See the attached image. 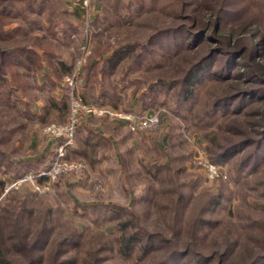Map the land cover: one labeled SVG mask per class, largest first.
I'll return each mask as SVG.
<instances>
[{"label":"rangeland","instance_id":"rangeland-1","mask_svg":"<svg viewBox=\"0 0 264 264\" xmlns=\"http://www.w3.org/2000/svg\"><path fill=\"white\" fill-rule=\"evenodd\" d=\"M79 1L0 0V48L8 53L0 57V226L9 257L25 264H195L166 245L143 260L141 251L124 261L116 250L120 220L173 238L180 211L185 241L194 223L209 222L196 233L204 264H264V0H177L185 3L181 13L163 0H91L88 9ZM222 2L230 7L221 33L208 44L191 40L184 25L196 3L204 11ZM239 33L246 51L219 45ZM86 42L91 54L77 68ZM128 45L134 58L142 56L139 65L128 59L107 72L106 58ZM22 49L34 51V63ZM202 63L208 70L186 98L182 79ZM73 74L84 100L159 112L162 120L139 133L118 120L84 121L66 153L84 167L52 180L39 173L53 166L63 141L49 129L68 124L65 80ZM226 149L234 151L221 158ZM213 249L219 254L209 263Z\"/></svg>","mask_w":264,"mask_h":264},{"label":"trees","instance_id":"trees-1","mask_svg":"<svg viewBox=\"0 0 264 264\" xmlns=\"http://www.w3.org/2000/svg\"><path fill=\"white\" fill-rule=\"evenodd\" d=\"M163 2H165L163 7H165V8L167 6L172 7L173 10H178V12H180V13L185 8V5H184L185 3H183L182 1H180V3H177V0H165V1L163 0ZM225 2H226V0H225ZM229 3H230V1H229ZM203 5H205V4L196 3L197 10L194 11L192 16H189V18H185L186 20H190V24L184 25V30L188 29L191 31L190 32L191 33V40H194V39L197 40V39H199V37H203V40L198 43L201 45L206 40L208 41L207 44L209 43V40L211 39V37H210L211 34L212 35H216V34L218 35L221 33V30H222V28H224V25H225L224 23L226 21L225 15L227 14V10H228L227 8L230 7L229 4L227 5V3L222 2V4H220V6H221L220 8L207 7L204 11H202V8H204ZM79 11H80V9L75 7V12H76L77 16L81 15L79 13ZM115 15H117V14H115ZM103 18L106 20L105 16ZM103 18H101V19L103 20ZM177 19H179V14L177 16ZM62 33L65 36L69 35L65 31H63ZM237 36L232 34L227 39H224V40L221 39L222 42L220 41L219 45L224 46L223 49H226V51L228 53H229V49L235 50V49H238V47L242 48V50L238 51L236 53H242V52L246 51L247 43H245L243 40V34L239 33ZM218 51H220V50H218ZM18 53H20V56L24 55L28 62L34 63V61L32 59V57L34 55V51H32L31 49H22V50L18 51ZM45 53L49 54V51L45 50ZM134 54H135V50H134V46H132V45L120 46V47L116 48L108 56V58H106L105 63H104L105 64V70L109 73H114L121 66V64L128 59L137 60L135 65H139V61H141L142 56L138 55L134 58V56H133ZM7 55H8L7 50L0 48V57L3 56V58H5ZM54 57H55V55H54ZM54 57H53V59H54ZM233 59H235V57H233ZM55 60L58 61L57 64L60 66L61 70L64 73H66V74L71 73V71H72L71 65H69L64 60H59V59H55ZM19 64H23V62H21ZM23 67H25V66L23 65ZM207 70H208L207 64H203V63L198 64L195 67L193 66L192 68L187 70L185 76L182 79L183 92H184L186 98H192L193 97V93H194L196 86H198V84L202 83V79L199 78V75L200 74L205 75L204 73H206ZM3 74L4 73L0 69V80L2 79ZM96 102L99 104H107L108 105V103H106L102 100L96 101ZM68 105H69V98H68ZM53 107H57L56 104H54ZM113 107L120 109L116 105H113ZM66 109H67V106H66ZM68 110H69V106H68ZM81 129H83V126H81L77 130V132L80 131ZM99 136L103 137L101 135H99ZM90 141H88V138H85L84 144L92 146L90 144ZM233 151H234V149L233 150L228 149L225 153H222L220 155V157L221 158H227L233 153ZM154 198L150 201L151 203H153L155 201ZM182 201H184V195L183 194H181L178 197V203H182ZM178 207L180 208L181 205L178 204ZM179 213H180V211L179 212L176 211L175 222H174L175 227L173 229V235H174L173 238H168L165 235V233L160 232V231L148 232V231H145L144 229H142L140 227L137 228V226L132 225L131 221H124L125 219L120 220L119 225H117V226L121 232V235L117 240L118 246L116 248L119 257L124 261L125 260H131L134 258L135 255H137V251H141L143 258L140 257V259L143 260L144 257L148 259V257L150 255L155 253V247L156 246L162 245L160 247L163 248L164 245H166L170 248V250H173L175 253L182 251V253H180L179 255L176 256L177 258L179 256H184V257L192 256V261L195 264L206 263V260L204 258L205 255L202 254V251H200L201 249H199L198 247L197 248L199 250H197V248L195 247V243H196V239H197L196 233L200 232L202 228L205 229L206 224H209V222L206 220H204V221L199 220L198 224L194 223L191 227V229H192L191 239L185 241L181 237V234L185 231L181 227L182 220L180 221V219L178 218V216L180 215ZM131 216L132 215H130V217ZM181 216L183 217L182 210H181ZM6 248H7V246L5 245V242L3 240L2 230H1V226H0V264H25L24 262L16 261V260L10 258L9 257V251ZM218 254L219 253L213 249L212 254H210L213 258L212 257L209 258L210 259L209 263H212V261H214L216 259L215 256L216 255L218 256ZM205 257H208V256H205ZM221 259L224 262L225 257L223 256ZM30 264H34V262L30 261ZM68 264H77V262H75V260L70 261V259H69Z\"/></svg>","mask_w":264,"mask_h":264},{"label":"built area","instance_id":"built-area-1","mask_svg":"<svg viewBox=\"0 0 264 264\" xmlns=\"http://www.w3.org/2000/svg\"><path fill=\"white\" fill-rule=\"evenodd\" d=\"M91 0H81L83 8H89ZM91 29H88L90 32ZM84 53L82 59H80L76 66L80 68L86 63L90 52L89 43H84L81 46ZM78 75L73 74L68 76L65 80L67 88L69 90L70 97V114L68 124L65 126L53 125L49 129L56 137H62L63 141L57 149L56 160L52 167L41 171L39 174L42 177H46L54 180L60 174L67 172L78 171L84 167L82 163H70L66 159V153L68 148L72 147L75 140L77 130L83 125V122L91 119L107 118L111 120L122 121L133 133H139L146 130H151L157 127L161 123V114L159 112H136V111H124L117 110L107 104H99L92 101L84 100L82 88L78 83ZM50 186L47 187L49 189ZM40 189V187H38Z\"/></svg>","mask_w":264,"mask_h":264},{"label":"crops","instance_id":"crops-1","mask_svg":"<svg viewBox=\"0 0 264 264\" xmlns=\"http://www.w3.org/2000/svg\"><path fill=\"white\" fill-rule=\"evenodd\" d=\"M68 1L71 2L72 0H68ZM97 1H99L101 4H102V2H103V0H97ZM99 2H98V3H99ZM94 15H96V13H95ZM100 128H102V127L94 126L93 129H95V130H101Z\"/></svg>","mask_w":264,"mask_h":264}]
</instances>
